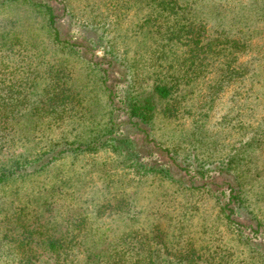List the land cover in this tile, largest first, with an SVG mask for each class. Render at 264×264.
Returning a JSON list of instances; mask_svg holds the SVG:
<instances>
[{"label": "rangeland", "instance_id": "374dc122", "mask_svg": "<svg viewBox=\"0 0 264 264\" xmlns=\"http://www.w3.org/2000/svg\"><path fill=\"white\" fill-rule=\"evenodd\" d=\"M46 1L55 7L62 39L79 45L80 54L54 40L43 8L0 0V86L23 90L13 85L18 75L28 81L9 132L0 133V167L19 156L38 160L57 141H101L111 129L103 138L114 140L60 154L1 185L0 238L7 231L41 239L76 227L83 242L68 264H85L87 248L91 264H99L97 254L133 264L140 253L154 264H264V0H168L176 5L156 14L161 32L150 0ZM182 28L201 37L189 46ZM13 37L14 47L6 42ZM221 40L243 46L210 51L208 42ZM173 76L181 80L173 97L134 125L121 99L149 95L156 77ZM56 82L81 96L62 120L54 113ZM106 87L115 91L116 106ZM176 155L215 167L238 159L244 205L233 222L222 208L225 188L194 189L189 175L179 185L136 167L168 164L178 179Z\"/></svg>", "mask_w": 264, "mask_h": 264}, {"label": "trees", "instance_id": "16d2710c", "mask_svg": "<svg viewBox=\"0 0 264 264\" xmlns=\"http://www.w3.org/2000/svg\"><path fill=\"white\" fill-rule=\"evenodd\" d=\"M17 1V0H12ZM23 1H30L35 6H38L40 8H43L44 12L47 16V24L48 28L52 35H54V40L61 46V47H68L71 50L75 51L80 54V51L77 49L79 45L75 43H71L67 39H62L60 31L57 27V14L54 5L51 3V1L46 0H23ZM155 1V0H154ZM153 0L149 1V5L151 7V10L156 12L154 15L158 14L161 15L171 6V4L168 2V0H156L154 2ZM181 3L180 0H177ZM176 5V2H175ZM175 5L170 7V9L174 10ZM178 7V6H177ZM153 15V16H154ZM156 21V31L161 32L163 29L162 24H158L160 17L155 16L152 21ZM192 26V25H191ZM183 37L187 38V44L191 46L198 40L201 35H195L194 30L190 32V29H186L185 31H180ZM184 33V34H183ZM162 34V33H160ZM101 35V34H100ZM99 35V36H100ZM19 41L18 37H13L10 40L6 41L11 45L12 47L15 46V44ZM99 40L94 43V46L97 47ZM233 43L228 41H218L215 45V47L212 45V43L208 42L210 51H212L214 48L224 49L229 48L231 51L233 50V53L239 49L242 48L243 45L239 43V41L232 40ZM92 43V44H93ZM86 46V45H83ZM230 51V53H231ZM236 57V55H234ZM161 59V56L159 57ZM97 65L101 66V62L96 63ZM109 65H112L109 63ZM109 72V67L106 68L105 73L107 74ZM19 80L13 79V74L10 76V79L19 81L17 84L13 85H19L23 88L20 89L19 87L12 88V84L8 86H0V133L2 135H6L9 132V124L12 125V118L17 117V114L14 112L16 110L17 105L19 104V101H22L21 97L26 96L24 95V89L26 82L24 80L23 75H18ZM10 79H8L10 81ZM172 81H166L163 77H156L153 80V92L149 95H139L135 96L133 98H130L129 95H127V98L121 99L122 109L125 111V113L128 115L129 119L133 121V124L136 125L139 122L147 121L152 116L155 115L157 110V103L162 100H170L173 97V93L176 89V85L181 81L179 78H176L173 76ZM12 82V81H10ZM25 82V83H24ZM58 85V93L54 94L52 93V96L56 97L55 100L58 102L59 106L54 109V113L59 114L57 118L59 120H62L64 118V114L68 112V104H73L74 106L79 105L81 103V96L79 95V92L76 89L69 88L65 85L62 86L58 82H56ZM9 88V90H8ZM110 90V96L113 98V95L115 94V91L111 89L110 87H106ZM8 103L14 104V109L10 108L8 106ZM112 105L116 106L115 99H112ZM20 111L18 110V113ZM29 112V111H28ZM170 114L171 109L168 107L164 114ZM178 112V109L174 111V114ZM172 115V114H171ZM116 124V120L112 121V125L114 127V124ZM114 130L111 129L109 131H106L102 134L101 141H98V139H82V141H72L67 139L66 141H60L55 142L51 145V149L46 151L41 157H38V160L30 161L26 157H16L15 159H12L5 163L2 167H0V186L6 183L10 178H13L16 175L23 176L25 174H32L36 171H40L44 169L47 165H49L52 161H54L60 154L65 153H77L81 151H95L99 147L102 146H110V140H114V138H103V136L111 134ZM95 138H99L98 135H94ZM129 139V137L127 138ZM1 140V139H0ZM101 144V145H99ZM63 146V147H60ZM118 148V153H120V147L115 146ZM121 155L123 157L130 158L132 160V163H134V159H132L129 155L125 154L124 151H121ZM234 157V156H233ZM231 159H225L221 160L223 167H215L214 165H211L210 163H205L206 161H201L199 158L194 157L192 160H190V157L184 156V157H178V155L175 156V158H171L174 162H177V174L180 175V178L176 179V175L173 172V169L168 164H152L151 163H141L142 165L138 167L136 165L138 170H142L144 173H153L154 175H160L163 178L170 179L172 182L179 183V185L184 184L185 175L191 176L193 179L192 185H189V187L194 189H200L204 188L208 192H215L219 191L221 188H225L223 190L224 196L226 197V200L222 203L223 209L226 211L227 219L231 222H233L234 216L236 213H239L242 209L243 199H242V185L238 178L237 173V163L238 159L234 157ZM179 158H182L183 163L179 162ZM225 161H227L225 163ZM235 164V172H233L232 166ZM134 166V165H132ZM176 176V177H175ZM221 179L220 182L217 180ZM185 186V185H184ZM237 224H239L237 222ZM259 226H263V223H259ZM84 223L81 225L80 230L84 229ZM70 233L67 235H58V236H51L46 235L43 236V238H32L31 235L28 237H20L18 235L10 236L8 232L6 231V234L1 236L0 238V264H68V262L73 258L74 255L73 249L79 246L81 241L78 239V228L74 227L71 230H69ZM25 233V231H24ZM23 233V234H24ZM40 233V232H39ZM15 234V233H13ZM41 234V233H40ZM62 234V233H61ZM20 237V238H19ZM15 240H18L15 242ZM13 244L14 246L10 245ZM84 245V243H81ZM35 245H38V248L40 246H43L47 251V258H45L43 255L39 254L37 250V247ZM88 256H86V263L91 260V255L89 254V248H87ZM97 257H100V259L97 260L99 264H102L100 262H103V264H126L121 263V258H119L116 255L111 256L110 259L105 260L104 256L97 254ZM136 261H134L133 264H154V259L152 258V255L148 253H140L136 258ZM88 264H91L90 262Z\"/></svg>", "mask_w": 264, "mask_h": 264}]
</instances>
